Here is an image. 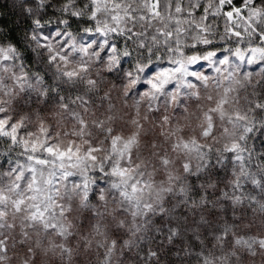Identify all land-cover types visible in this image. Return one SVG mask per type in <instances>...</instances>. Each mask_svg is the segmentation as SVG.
Instances as JSON below:
<instances>
[{"label":"clouds","instance_id":"clouds-1","mask_svg":"<svg viewBox=\"0 0 264 264\" xmlns=\"http://www.w3.org/2000/svg\"><path fill=\"white\" fill-rule=\"evenodd\" d=\"M0 264H264V0H0Z\"/></svg>","mask_w":264,"mask_h":264}]
</instances>
